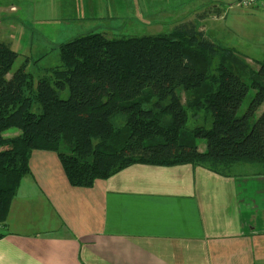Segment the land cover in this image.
<instances>
[{"label":"trees","instance_id":"16d2710c","mask_svg":"<svg viewBox=\"0 0 264 264\" xmlns=\"http://www.w3.org/2000/svg\"><path fill=\"white\" fill-rule=\"evenodd\" d=\"M59 51L62 65L35 89L26 64L8 76L18 53L0 39V227L37 149L56 151L77 187L135 163L226 176L237 163L264 164V111L254 121L264 104V59L253 66L197 22L138 36L90 31ZM250 88L256 93L239 116ZM12 127L21 132L6 135Z\"/></svg>","mask_w":264,"mask_h":264},{"label":"crops","instance_id":"0c3cea01","mask_svg":"<svg viewBox=\"0 0 264 264\" xmlns=\"http://www.w3.org/2000/svg\"><path fill=\"white\" fill-rule=\"evenodd\" d=\"M30 1L11 10L27 17ZM153 1L33 0L30 17L112 37L132 16L162 23ZM30 167L0 229V264H264V171L135 163L77 187L56 151L34 150Z\"/></svg>","mask_w":264,"mask_h":264},{"label":"rangeland","instance_id":"374dc122","mask_svg":"<svg viewBox=\"0 0 264 264\" xmlns=\"http://www.w3.org/2000/svg\"><path fill=\"white\" fill-rule=\"evenodd\" d=\"M149 1L151 0H140V3L149 5ZM239 2L240 0H154L151 3V8L154 10L152 13H156L155 16L161 19L162 23H147V26L136 21V17L132 16V18L120 20L119 26L114 25L115 29L111 35L123 37L167 33L182 21H193L199 24L205 35L212 41L222 46L235 48L241 56L253 62V66L258 67L255 62L264 59V9L242 7ZM32 4L33 0L29 2L27 17H19L17 11L11 10V6L20 7L21 0H0V39L9 43L18 53L8 76H13L15 71L26 64V70L32 74L36 89L39 80L47 76L48 69L62 65L59 46L81 34L80 32L77 34V27L74 25L71 31L64 24L59 28L44 27L43 16L39 13L35 18L30 17L33 14ZM13 8V10L16 9ZM57 37L59 40L55 44L53 40ZM255 93L256 89L250 88L238 111L239 116L246 111ZM60 95L64 99L69 98V88L61 91ZM34 111L39 112V109L35 107ZM263 111L264 104L256 112L254 121ZM20 132L19 128L12 127L6 135ZM199 146L205 149L206 140L200 139ZM244 171L251 173L264 171V164L241 162L234 165L233 172Z\"/></svg>","mask_w":264,"mask_h":264},{"label":"built area","instance_id":"2783aa9c","mask_svg":"<svg viewBox=\"0 0 264 264\" xmlns=\"http://www.w3.org/2000/svg\"><path fill=\"white\" fill-rule=\"evenodd\" d=\"M239 5L242 7H252V8L264 9V0H240Z\"/></svg>","mask_w":264,"mask_h":264}]
</instances>
